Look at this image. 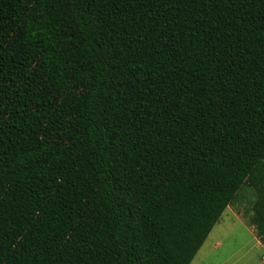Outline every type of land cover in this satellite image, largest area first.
<instances>
[{
	"label": "trees",
	"instance_id": "obj_1",
	"mask_svg": "<svg viewBox=\"0 0 264 264\" xmlns=\"http://www.w3.org/2000/svg\"><path fill=\"white\" fill-rule=\"evenodd\" d=\"M254 193L264 0H0V264H190Z\"/></svg>",
	"mask_w": 264,
	"mask_h": 264
},
{
	"label": "rangeland",
	"instance_id": "obj_2",
	"mask_svg": "<svg viewBox=\"0 0 264 264\" xmlns=\"http://www.w3.org/2000/svg\"><path fill=\"white\" fill-rule=\"evenodd\" d=\"M253 199L252 190L239 191L190 264H264V250L257 245V232L249 221Z\"/></svg>",
	"mask_w": 264,
	"mask_h": 264
},
{
	"label": "crops",
	"instance_id": "obj_3",
	"mask_svg": "<svg viewBox=\"0 0 264 264\" xmlns=\"http://www.w3.org/2000/svg\"><path fill=\"white\" fill-rule=\"evenodd\" d=\"M257 245L264 250V244L261 243V241L258 239V237L255 238Z\"/></svg>",
	"mask_w": 264,
	"mask_h": 264
}]
</instances>
